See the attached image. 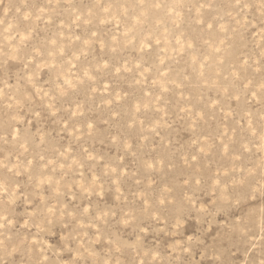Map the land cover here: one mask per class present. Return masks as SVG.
Wrapping results in <instances>:
<instances>
[{
  "label": "rangeland",
  "instance_id": "obj_1",
  "mask_svg": "<svg viewBox=\"0 0 264 264\" xmlns=\"http://www.w3.org/2000/svg\"><path fill=\"white\" fill-rule=\"evenodd\" d=\"M0 264H264V0H0Z\"/></svg>",
  "mask_w": 264,
  "mask_h": 264
}]
</instances>
